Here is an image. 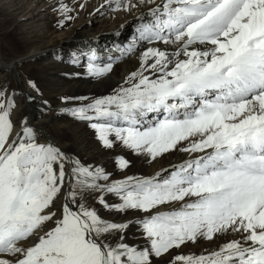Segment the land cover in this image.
Listing matches in <instances>:
<instances>
[{
  "label": "snow or ice",
  "instance_id": "obj_1",
  "mask_svg": "<svg viewBox=\"0 0 264 264\" xmlns=\"http://www.w3.org/2000/svg\"><path fill=\"white\" fill-rule=\"evenodd\" d=\"M145 4L155 6L116 50L157 46L111 94L62 97L78 106L60 114L87 122L104 149L118 144L148 163L188 158L113 179L29 119L13 121L18 94L0 90V264H159L201 240L223 243L168 264H264V0H105L90 15ZM85 6L58 0L57 26ZM80 55L89 78L113 68L111 59L98 65L95 50L70 63ZM115 164L130 166L123 157Z\"/></svg>",
  "mask_w": 264,
  "mask_h": 264
},
{
  "label": "rangeland",
  "instance_id": "obj_2",
  "mask_svg": "<svg viewBox=\"0 0 264 264\" xmlns=\"http://www.w3.org/2000/svg\"><path fill=\"white\" fill-rule=\"evenodd\" d=\"M36 1L37 0H0V6L2 7L1 10L9 11L8 8L12 4L16 3L22 6L25 5L24 7H27L30 4L36 5ZM90 1L91 0H83V2L85 3H89ZM96 1L97 0H94V2ZM44 3H47V5L54 6V5H57L58 0H44ZM64 3H67L70 6H73L77 3V0H64ZM92 6L93 5L91 3L86 7V9L90 10ZM51 13L52 14L49 16V19H46L47 21L46 24L49 26L51 25V27H57V28L50 30V32H46L45 30H42L40 27L39 31L53 45V42L56 39L65 37L67 34L72 33V29H71V22L66 24L64 28L62 29L59 28L57 26L58 20H59L58 12L52 9ZM106 14L113 15L114 12L107 11ZM102 17H105V16L103 15ZM135 18L137 17H134V19ZM1 20L6 21L7 23L3 25L1 23L2 22ZM136 27H137V24L135 25L132 24L129 27H127L128 28L127 36H125V31H124L123 32L124 34L121 35L122 36L121 38L116 37L119 43L113 48L114 50L112 52H109L108 50L101 48L98 45H95L93 43H90V45H87V49L90 48L88 46H91L92 50H96L98 54H101L100 56L97 55V57H100L101 59L98 58L96 63L100 66H103L105 63L109 61V59H111L113 61V68H114V65H120L121 62L130 60L131 58L133 59L135 56L139 58V56H137L136 54L137 51L133 55L125 54L124 56H121V52L116 50L117 48L124 49L127 45L133 42L134 37L137 35L135 32ZM52 31H55L58 33L51 34ZM24 32H26L25 36L22 34ZM21 37H25V38L30 37L34 41L38 40L37 34L35 33V31L30 32V31L21 29V25L18 19H13L11 17L4 16L0 12V48H1L0 56H2L1 58L6 60V59H11L13 57L15 58V57L23 56L29 51H31L32 49H36L42 43L47 42L46 39L42 41H36L35 45L30 48L29 46L22 43L20 39ZM46 44H49V43H46ZM150 46H151L150 44L143 43L141 46H139V48L146 49ZM47 50H50V49L47 48ZM72 50L73 49H70L69 52L65 53V57L61 58V61L58 60L54 54H51V55H47L45 59L40 60L38 62L37 61H33V62L26 61V62H23V64L22 63L18 64L17 70H16L18 74H16V72L15 74L20 75L19 78L23 80V87H26L27 89H29L28 93L31 94L32 102L34 105V108L28 107L26 110L22 111L20 119L22 118L29 119V110H30V113L32 109L33 111L35 110L37 114L36 116H32V119L34 120L33 122L42 124L44 128L48 131V134L51 137L55 138L56 142L63 148V150H65V152L69 153L74 158L78 157L81 161L85 163L92 164L98 167H102L107 173L112 175L113 179H124L125 176H131V175L145 176V177L153 176L154 174H156L157 172L165 168V167L160 168L161 165L169 163V160L170 161L175 160L185 155V154H171V155H167L164 159H161L158 162L148 163L144 161L142 158L136 157L130 151L123 149L118 144L116 145L114 149H104L101 147L100 143L96 139L94 131L90 127H88L87 122L77 121L68 115H61L60 114L61 109L67 108V107H75L78 105L60 103V99H61L60 97L63 91H60V89H58L57 84H59L58 82L59 79L57 78V76L54 74H51L54 71V66H57L58 68H60L58 65V63H60L61 65L74 67V70L76 72L86 73V65H87L86 56L80 55V62L78 65L68 64V62L70 63L72 59V54H71ZM76 50L78 49H74L75 53H76ZM136 50H138V47ZM45 52H49V51L45 50ZM48 61H52L54 63L47 64ZM122 72H123L122 70L118 71L119 74H121ZM71 74L72 72H66L63 74V77L65 75H71ZM107 76L108 74L105 77ZM16 78H18V76L10 75L4 79V83H0L1 84L0 90L6 89L10 96L13 93L18 94L15 96L16 107L14 111L18 109L17 107L19 103L18 100L19 99L21 100L19 93L22 89L19 87L18 83H16V80H15ZM111 78L117 81L119 85L123 84V81L118 76L111 77ZM74 79L75 78H68V80H74ZM77 79H81V78L77 77ZM91 79H94V78H86L84 80H91ZM28 81H33L36 84V87L39 89V94L28 86ZM113 89H111L105 95L111 94ZM80 92L82 93L81 96H83V94L91 93L92 91H86V92L80 91ZM86 96L89 97L90 99L102 97V95H96L95 93L91 95H86ZM63 97H72V96H63ZM76 97H80V96L76 95ZM44 101H47V104L43 103ZM25 102L28 103L26 100ZM71 105H74V106H71ZM14 111L12 114L13 120H14V117H13ZM17 118H19L18 115L16 119ZM62 129L68 131V135ZM75 132H78L79 134L82 135L81 138H84L85 140L83 144L74 140ZM73 143L75 144L73 145ZM79 146L84 147V150L80 151L78 155L76 154L77 153L76 151H77V148H79ZM117 157H123L129 161L130 166L124 172H121L115 164V160ZM158 165H159V168L158 169L155 168ZM109 199L111 200L112 198L109 197ZM129 235L131 236V233ZM228 239H231V237H229ZM214 244L215 243H213V241L201 240L194 244L190 243L186 246H182L179 250H175V249H173L172 251L170 250V255H171L170 260L177 253L182 254V255H193V256L208 255L210 251L218 249L217 248L218 246L215 247L216 245ZM165 256L167 257L168 254ZM165 256L163 258H165ZM163 258L160 260L161 262L159 261V264H168L170 260L166 261Z\"/></svg>",
  "mask_w": 264,
  "mask_h": 264
},
{
  "label": "bare ground",
  "instance_id": "obj_3",
  "mask_svg": "<svg viewBox=\"0 0 264 264\" xmlns=\"http://www.w3.org/2000/svg\"><path fill=\"white\" fill-rule=\"evenodd\" d=\"M104 2L105 0H97L96 2H94V0H91L89 3L84 2L86 5L85 8L83 10H79L78 13H73V15L76 16V19L71 21L72 33L67 34L65 37L56 39L53 42V45L39 31L40 27L42 30H45L46 32H50V30L57 28V27H51V25L49 26L46 24L47 22L46 19H49V16L52 14L51 11L53 9V5H47V3H44V0H37L36 5L30 4L27 7H24L25 5L22 6L16 3L12 4L8 8L9 11L1 10L2 7L0 6V10H1L0 12L2 13V15L11 17L13 19H18L21 25V29H24L30 32L35 31V33L37 34L38 40L34 41L30 37H26V38L21 37L20 39L22 43H24L25 45L31 48L32 46L35 45L36 41H42L45 39L47 40V42L42 43L36 49H32L31 51H29L23 56H19L15 58L13 57L11 59H6V60L1 58L2 56H0V83H4V79L6 77L10 75L11 76L15 75V76H18V78L15 79L16 83H18L19 87L22 88L19 93L21 100L20 99H19L20 101L18 100L19 102L17 106L18 109L14 111L13 121L20 120L22 111L26 110L28 107L34 108L32 100L31 102H28L27 100V97L31 96V94L28 93L29 89H27L26 87H23V80L19 78L20 75H16L18 74L16 72L18 64L20 63L23 64V62H26V61L28 62L37 61L38 62L40 60L45 59L47 55H51V54H54L56 58L61 61V58H64L65 53L69 52L70 49H73L71 54L74 53V49H78L76 50V53H79V54L86 52L85 47L87 45H90V43L98 45L99 47L104 48L108 50L109 52H112L114 50L113 48L119 43L116 37L121 38L122 37L121 35L124 34L123 33L124 31H125V36H127L128 35L127 27H129L132 24L133 25L137 24L138 23L137 18L141 15H146L149 9L155 6V5L145 4L143 6L136 7L131 12L117 11V12H114L113 15L112 14L107 15L106 14L107 12H105L104 13L105 17H102L103 15H100L99 13L90 15V13H94V10L98 8L101 4H103ZM133 2H137V0H133ZM91 3L93 5L92 8L90 10L86 9V7ZM159 3H161V0H156V4H159ZM134 17H137V18L134 19ZM58 18L60 19V16H58ZM1 23L4 25L7 22L3 20ZM57 33L58 32H55V31L51 32V34H57ZM22 34L25 36L26 32ZM46 43H49V44H46ZM156 46L157 45H151L150 47H156ZM159 47L163 49L164 46L161 45ZM47 48H49L50 50H47ZM146 49L138 47V50H136L137 56H140V54ZM45 50L49 52H45ZM97 55L100 56L101 54H98L97 52ZM138 59L139 58L135 56L133 59L131 58L130 60L121 62L120 65H114V68L111 70V72L108 74L107 77L104 76L98 79L84 80L86 78H89L86 76L85 72H76L74 70V67L61 65L60 63H58L60 68H58L57 66H54V71L51 74L56 75L57 78L59 79L58 80L59 84H57V86H58V89H60V91H63L61 93L60 98H62L63 96H72V97L73 96L76 97V95L81 96L82 93L80 91L82 92L92 91L91 93L83 94V96L91 95L94 93L96 95L103 96L107 92H109L111 89L119 85V83L115 81L114 79H112L111 77L118 76L124 82L125 77L129 75L132 71L136 70L137 65H138ZM52 63L54 62L52 61L47 62V64H52ZM68 64H72V63L68 62ZM119 70L120 71L122 70L123 72L119 74L118 73ZM66 72H72V74L65 75L63 77V74ZM77 77H80L81 79H77ZM68 78H75V79L68 80ZM25 100L28 103H26ZM71 106H74V105H71ZM36 114L37 113L35 112V110L33 111L32 109L31 113L29 110V119L32 122V125L34 126V128L40 129L44 136L52 140L63 150V148L56 142L55 138L51 137L48 134V131L44 128L42 124L33 122L34 120L32 119V116H36ZM17 115L19 118L16 119ZM62 130L65 131L66 134L68 135V131L64 129ZM81 136H82L81 134H79L78 132H75L74 140L83 144L85 140L84 138H81ZM74 144L75 143H73V145ZM83 150H84V147L79 146V148H77L76 154L79 155V152ZM187 158L188 156L187 154H185L184 156L179 157L175 160H171V161L169 160V163L167 164H163V165L160 164L161 165L160 168H163V167L170 168L172 165L178 164ZM155 168L158 169L159 165ZM213 243H215L214 245H216L215 247H217L221 243H223V241H213ZM170 258H171V255L168 254V256L167 257L165 256V258L163 259L168 261L170 260Z\"/></svg>",
  "mask_w": 264,
  "mask_h": 264
}]
</instances>
